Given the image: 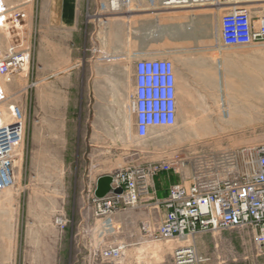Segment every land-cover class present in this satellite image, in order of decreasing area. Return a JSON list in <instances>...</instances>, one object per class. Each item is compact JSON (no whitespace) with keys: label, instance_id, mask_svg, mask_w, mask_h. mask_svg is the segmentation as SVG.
Returning <instances> with one entry per match:
<instances>
[{"label":"rangeland","instance_id":"rangeland-1","mask_svg":"<svg viewBox=\"0 0 264 264\" xmlns=\"http://www.w3.org/2000/svg\"><path fill=\"white\" fill-rule=\"evenodd\" d=\"M0 1L12 13L18 10L26 13L21 23L0 26V44L30 52L23 71L10 77L0 76V88L8 98L0 103V113L5 114L9 123L13 120L11 109L18 106L25 125L24 141L16 159L15 184L0 191V264H29L30 258L41 256L42 247L49 244L54 245L53 264H58L59 258L68 257L71 247L73 257L76 254L82 257L85 242L111 243L113 229L104 231L94 224L95 219L102 218L97 215L93 197L100 179L120 168L166 160L173 162V169L192 179L214 172L222 152L231 154L264 142V121H251L249 134L246 130L240 137L215 136L234 131L215 128L217 123L213 122H187V129L195 134L192 137L183 136L184 123L179 128L178 122L172 127H155L147 138L136 135L133 55L140 56L142 51L149 50L155 53L153 57L172 60L177 79L179 72L186 70L192 85L198 84L202 93H206L203 84L209 80V52L207 56L188 53L185 65L183 55L179 56V49L185 44L179 39L193 25L194 16L199 23L197 28L200 29V22H205L207 32L212 35L215 16L223 12L216 8V0L170 9V13L159 15L156 5L150 6L153 14L145 19H157L160 27L169 24L164 29V38L159 39L140 35L141 17L133 16L135 12L122 18L126 32V39L123 38L116 31L119 18L115 15L119 14L109 6L110 0H105V4L100 3L89 12L101 16L96 21L87 18L92 34L86 41V56L81 59L76 78L61 76L58 83L62 91H57V82L52 90L45 78L48 75L36 71L39 34L30 20L33 0ZM130 9L134 11L135 6ZM130 9H125L124 14ZM136 27L138 40L131 43L130 34ZM152 29H157L156 25ZM69 88L74 89L70 98ZM3 123L0 115V124ZM223 174L224 171L220 177ZM81 211L89 217L79 218ZM207 233L206 254L197 251L205 259L200 264L239 261L259 264L264 255H256L250 237L242 229ZM180 240L154 239L153 244L172 250L179 244L193 245L190 237L184 239L185 244L179 243Z\"/></svg>","mask_w":264,"mask_h":264},{"label":"built area","instance_id":"built-area-1","mask_svg":"<svg viewBox=\"0 0 264 264\" xmlns=\"http://www.w3.org/2000/svg\"><path fill=\"white\" fill-rule=\"evenodd\" d=\"M158 1L162 7L172 9L210 0ZM218 4L223 7L220 34L224 45L264 43V0H218ZM109 6L114 12H119L130 9L132 0H110ZM256 10L261 11L257 21L253 18ZM99 15L101 13H87V18L93 17L96 21ZM25 18L24 11L12 13L5 3L0 4L1 27L8 22L19 24ZM154 54L133 55L134 114L136 135L140 138L149 137L155 127H172L177 122L175 64L170 59L153 57ZM29 60V50L6 48L0 44V76L10 77L23 71ZM6 100L7 96L0 88V103ZM12 117L11 122L0 125V191L15 184L16 159L24 141L23 113L18 106L12 109ZM173 168L172 161L161 160L142 166H126L110 175L111 191L103 196L94 193L93 197L97 215L104 220L102 229H111L112 215L116 211L138 207L144 197L151 196L155 177ZM223 171L224 176L220 177ZM117 188H122V192H114ZM161 204L165 215L152 233L157 238L185 239L193 238L199 232L216 234L242 229L250 237L256 255H263L264 142L231 154L222 152L214 172L195 176L189 183L173 185ZM125 247V244L96 242L92 257L114 261L124 256ZM203 260L194 245L188 244L175 247L171 261L165 264H200Z\"/></svg>","mask_w":264,"mask_h":264},{"label":"crops","instance_id":"crops-1","mask_svg":"<svg viewBox=\"0 0 264 264\" xmlns=\"http://www.w3.org/2000/svg\"><path fill=\"white\" fill-rule=\"evenodd\" d=\"M105 0H33L30 20L38 32L36 42L37 74H45L52 90L54 82H57V91H60L59 83L61 76L69 75L76 78L80 73L81 59L86 56V41L92 33L88 30L87 13L93 12L101 2ZM218 0H216V3ZM135 10L131 9L124 14L121 9L115 18H119L116 31L126 39L122 21L124 17H141V33L143 38H164L169 24L147 18L153 14L150 6L156 5V14H168L170 9L161 6L158 0H132ZM193 4L189 5L192 7ZM218 10L221 8H218ZM175 9V8H172ZM195 9H193L194 11ZM222 10V9H221ZM196 11V10H195ZM261 11L253 12V18L257 21ZM193 25L188 31H183L179 41L185 46L179 49V56L183 55V63H187V55L204 54L209 52V80L204 82V91L209 97V105H204L199 98L195 97L194 87L189 81L185 70L179 72L177 79V122L180 126L184 123V137H192L191 129H187L186 123L190 122H213L215 128L232 129L233 133H218V137H240L244 131H250L251 121H264V43H256L248 46H226L221 41L220 16L217 13L214 19L212 35L206 30L205 22H200L197 17L193 18ZM119 24V25H118ZM156 25L157 29H152ZM138 29L131 32V43L138 40ZM187 45V43H193ZM208 42V44L206 43ZM191 50V51H189ZM154 53L146 50L142 53ZM69 77H67L68 79ZM73 88L67 91L71 97ZM62 91V90H61ZM242 130V134L240 131ZM202 136L204 134H201ZM191 182L186 174L173 169L161 172L154 179L151 196L144 197L138 209H125L116 211L112 215L111 229L114 240L111 243L125 244V254L120 259L110 261L92 257L95 243L85 242L82 244V257H73L72 247L68 249V257L59 258L58 264H165L171 261L174 249L157 247L153 240H160L152 235L162 222L165 208L161 202L168 196L170 188L178 183ZM89 216L79 212V218ZM95 225L102 226L103 219H95ZM104 230V229H103ZM207 232H199L192 238L193 245L201 254H206ZM251 241V239H250ZM252 242V241H251ZM253 244V243H252ZM54 245L42 247L41 256L32 257L29 264H53ZM143 252V257H140ZM259 264H264L261 260ZM243 260V259H242ZM235 264H244L242 261ZM226 264V263H225Z\"/></svg>","mask_w":264,"mask_h":264},{"label":"water","instance_id":"water-1","mask_svg":"<svg viewBox=\"0 0 264 264\" xmlns=\"http://www.w3.org/2000/svg\"><path fill=\"white\" fill-rule=\"evenodd\" d=\"M110 181H111V177L110 176H106V177H103V178L100 179V182H99L98 187L96 189V194L98 196H103L107 192L111 191ZM114 192L121 193L122 192V188H117V189L114 190Z\"/></svg>","mask_w":264,"mask_h":264},{"label":"flooded vegetation","instance_id":"flooded-vegetation-1","mask_svg":"<svg viewBox=\"0 0 264 264\" xmlns=\"http://www.w3.org/2000/svg\"><path fill=\"white\" fill-rule=\"evenodd\" d=\"M193 87H194L195 97L199 98V100H201V102L204 105L208 106L210 102H207V94L206 93H202V91L200 90V87H199L198 84H194ZM246 130H248V129L246 128Z\"/></svg>","mask_w":264,"mask_h":264},{"label":"bare ground","instance_id":"bare-ground-1","mask_svg":"<svg viewBox=\"0 0 264 264\" xmlns=\"http://www.w3.org/2000/svg\"><path fill=\"white\" fill-rule=\"evenodd\" d=\"M0 4H4L3 2H1L0 1ZM216 6L218 7V8H223L222 6H220L219 4H218V2H217V4H216ZM223 10V9H222ZM8 99V98H7ZM13 109H15V106L13 107ZM11 112H12V109H11ZM0 115L2 116V118H3V121H4V123H7V121H6V117H5V114H3V113H0ZM3 123V124H4ZM1 125V124H0ZM7 189V188H6ZM4 190V189H3ZM2 191V190H1ZM179 242V241H178ZM184 242H186L184 239H181L180 240V242L179 243H181V244H183ZM190 242V241H189ZM185 244V243H184ZM178 245V244H177ZM180 245V244H179ZM172 247V246H171Z\"/></svg>","mask_w":264,"mask_h":264}]
</instances>
